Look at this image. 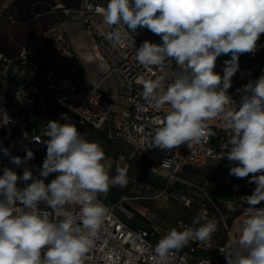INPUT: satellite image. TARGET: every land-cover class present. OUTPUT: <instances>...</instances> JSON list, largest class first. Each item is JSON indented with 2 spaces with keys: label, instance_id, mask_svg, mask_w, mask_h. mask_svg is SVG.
<instances>
[{
  "label": "clouds",
  "instance_id": "clouds-1",
  "mask_svg": "<svg viewBox=\"0 0 264 264\" xmlns=\"http://www.w3.org/2000/svg\"><path fill=\"white\" fill-rule=\"evenodd\" d=\"M85 8L101 15L111 29L105 38L113 44L138 28L160 36L162 43L145 40L134 49L136 62L149 72L153 67L172 68L175 61L177 68L170 73L152 72L154 79L136 80L147 104L167 108L150 132L148 148L170 151L186 143L192 150L215 135L210 121L224 123L229 175L252 174L248 182L256 187L240 197L248 205L247 215L221 254L227 264H264V206L257 207L264 202V75L237 89L238 104L228 92L239 56L258 51L264 0H108L106 6L86 3ZM222 54L231 55L224 61L223 76L214 71ZM61 119L65 122L50 120L46 125L44 136L49 139L43 142L46 157L38 175L27 166L33 151L26 150L21 158L0 147L10 163L26 165L22 176L8 167L0 175V264H82L107 214L99 195L128 184L127 167L118 166L110 175L100 142L87 139L66 114ZM0 123L12 120L4 113ZM25 138H30L27 133ZM170 164L165 160L161 167ZM53 173L55 178L45 183L42 178ZM18 180L31 183L19 188ZM68 205L78 211L68 210ZM179 227L167 230L155 245L156 264H166L175 250L190 242L209 246L217 223L201 210L191 225Z\"/></svg>",
  "mask_w": 264,
  "mask_h": 264
},
{
  "label": "built area",
  "instance_id": "built-area-1",
  "mask_svg": "<svg viewBox=\"0 0 264 264\" xmlns=\"http://www.w3.org/2000/svg\"><path fill=\"white\" fill-rule=\"evenodd\" d=\"M74 7H64L62 3H56L49 8L48 13L57 15L59 12L66 21L79 22L87 31L96 34V51L100 58L106 63V71L102 79L112 75H119L122 80L132 88L130 96V108L132 114L129 117L112 118L114 104L107 100L97 85H89L78 76L82 60L73 49L65 36L64 21L59 20L55 24L44 28L39 35L30 43L20 49L17 55L8 57L0 52V86L4 83L9 92L8 99L3 91H0V120L3 114L11 118L12 123L3 125L0 123V147L8 148L12 156L23 158L26 150L34 153V158L27 166L38 175L42 168L46 153L40 151L39 147L43 140L35 129H29L26 125L29 111L37 106L47 108L53 101L64 112L76 118L79 127L101 129L109 125L107 138L109 140H120L132 145L133 149L128 154L129 160L143 159L149 163L159 180L160 188L146 185L144 195L138 197H122L116 204H106L99 195L100 202L107 209L102 228L92 248L83 257L82 264H156L154 247L167 230L173 227L180 229V224L191 225L192 222L183 218H177L171 226H154L152 228H133L125 223L116 213V206L126 200L149 201L164 196L179 179V175L187 167L201 168L212 160L229 166L227 151L224 145L227 140L224 123L217 119L210 121L211 130L215 135L209 136L201 144L194 146L192 150L187 144L178 146L176 149L165 151L158 147L148 148L147 141L150 132L159 126L167 108L153 109L141 97L142 85L136 83L140 76L151 77L152 72L157 75L163 72H172L177 66L172 62V68L163 71L153 67L152 72L144 69L135 60L134 49L138 48L143 41L136 33L125 36L121 43L113 44L105 36L111 31L103 25L102 17L94 11L89 12L85 8L86 3L105 6L101 0H77ZM2 12L0 11V19ZM256 53H244L247 59L256 60L264 57V34L261 35ZM230 60L227 55L217 58L214 71L223 76L224 61ZM264 75V66L258 69L257 75L246 67L239 66L237 72L231 78L232 85L228 92L233 99L239 103L241 89L250 81L255 82ZM170 82V80H169ZM25 133L30 137L25 138ZM39 139V142L37 141ZM225 155L220 159L222 153ZM171 164L167 168L161 167L163 161L169 160ZM26 165L16 166L10 163L9 157L0 151V175L3 168L14 170L18 176L23 175ZM232 166H236L235 162ZM151 171V170H150ZM150 173V172H149ZM57 174H50L44 179L50 183ZM237 178L227 175L226 188L235 195H251L255 183H249L251 178ZM26 183L18 180L17 186L23 188ZM207 200V201H206ZM196 201V210H206L209 219L220 214L217 205L209 198ZM183 205L189 208L191 198L182 196ZM264 206V202L257 207ZM43 207V205H41ZM70 211H78L74 206H66ZM248 205L238 207L229 224L223 220L217 223V230L213 234L209 246L203 247L198 242H190L189 246L175 250L167 259L166 264H201L208 261L209 264H227L222 252H226L228 245L234 236L238 235L240 222L247 215ZM50 210V209H49ZM215 213V214H214Z\"/></svg>",
  "mask_w": 264,
  "mask_h": 264
},
{
  "label": "rangeland",
  "instance_id": "rangeland-1",
  "mask_svg": "<svg viewBox=\"0 0 264 264\" xmlns=\"http://www.w3.org/2000/svg\"><path fill=\"white\" fill-rule=\"evenodd\" d=\"M5 3H7V0H0V4ZM48 3L51 5V2ZM14 13H16L15 9L11 5L8 9L9 15L6 14V16H10L7 17L8 20L13 22L14 27H16V24L24 25L21 30L27 29V32L30 33L37 28L48 25V23L56 16L53 14L49 15V13L46 12L24 22L21 21L20 16ZM5 32L6 30L0 31V40L9 43L12 46L16 44V41L21 40L18 38L7 41L8 38L2 37ZM21 32L25 34V31ZM139 37H141L143 42L149 40L150 42L157 44L162 43L161 37L153 34L147 28H142V33L139 34ZM248 61L249 59H245L240 62L245 64ZM53 117L52 120H58L57 116ZM36 131L43 142L49 139L44 136V130L37 129ZM113 143L121 144L125 149L128 148L124 143L118 141H113ZM39 149L41 152L46 153V144L43 143ZM105 157V163L111 165L109 163L111 160L110 154H106ZM124 163L127 166L124 164H116L115 170L110 175L114 176L116 174V168L118 166L122 168L127 167L128 184L125 187H111L107 194H100L103 202L106 204H116L121 196L138 197L139 195H144V190L141 186L147 184L160 188L159 180L155 178L157 175L152 168L149 169L150 173L146 174L141 167L132 165L129 161H125ZM228 174L229 166L212 160L202 168H190L182 171L179 175L178 181L173 186V189H170L164 196L149 201L131 199L123 201L122 203L117 204L116 213L125 223L133 228H138L140 226L152 228L154 227V223L163 226H171L177 218L193 214L196 209V201L209 198L217 205V208L220 211V214L216 215L214 213L215 218L212 217V219L219 222V224L221 220H223L224 224H229L238 207L245 203L240 199L243 195L238 194L233 196L226 188L225 185L227 183ZM182 196L189 197L193 200L191 201L189 208H185L183 205L181 201Z\"/></svg>",
  "mask_w": 264,
  "mask_h": 264
},
{
  "label": "crops",
  "instance_id": "crops-1",
  "mask_svg": "<svg viewBox=\"0 0 264 264\" xmlns=\"http://www.w3.org/2000/svg\"><path fill=\"white\" fill-rule=\"evenodd\" d=\"M15 2V0H7V3L0 4V11L2 12V18L0 19V31L6 30L2 35L3 38H8V40H14L20 38V41H16L15 45H10L9 43L0 40V52L8 57H13L17 55L22 47L34 40L40 33L41 30L55 24L59 20L64 21L65 36L68 42L71 44L76 53L80 56L82 60L81 69L78 72V76L86 81L89 85H97L102 92L103 96L114 104V111L112 118H123L129 117L132 114L130 108V96L132 94V88L127 85L122 78L117 74H112L104 79H102L106 71V63L100 58L96 51V34L91 31H87L83 25L79 22L66 21L59 12L48 25L41 28L35 29L33 32H27L26 30H21L24 25L16 24L14 27L13 22L9 21L6 16L8 14L9 7ZM53 4L62 3L64 7H74L77 4V0H51ZM5 14V15H4ZM15 14V13H14ZM9 15V14H8ZM50 15V14H49ZM40 16V15H38ZM36 16V17H38ZM25 22V21H24ZM21 31H25V34ZM14 34V35H13ZM23 37V39H22ZM149 41V40H148ZM0 91H4L6 97L9 98V92L7 91L6 85L2 84ZM66 114L67 117L71 118L77 130L85 134V137L90 140L99 141L104 148L105 155L110 154V174L115 170V165L124 164V162L129 161L132 165H137L149 174V163L143 159L129 160L128 154L132 151L133 147L130 144H126L120 140H109L107 138V131L109 125L106 124L101 129H91L89 127H79L77 125L76 118L67 112L62 111L55 102L50 101L47 108L43 109L41 107H33L28 114V119L26 125L29 129H40L46 130V125L52 120L53 116H57L61 123L65 120L61 117ZM54 118V117H53ZM37 132V131H36ZM113 141H118L127 145L128 148L125 149L121 144L113 143ZM127 166V165H126ZM146 186V185H145ZM145 186H141L144 190ZM125 197V196H121ZM132 197V196H129ZM120 198V199H121ZM119 199V200H120ZM154 226H161V224L154 223ZM163 226V225H162ZM142 227V226H140ZM144 227V226H143ZM145 228V227H144Z\"/></svg>",
  "mask_w": 264,
  "mask_h": 264
},
{
  "label": "trees",
  "instance_id": "trees-1",
  "mask_svg": "<svg viewBox=\"0 0 264 264\" xmlns=\"http://www.w3.org/2000/svg\"><path fill=\"white\" fill-rule=\"evenodd\" d=\"M47 1L51 2V0H47ZM47 1H45V0H15V2L13 3V6H14L13 8L15 9V12H16L15 14H17L18 16L21 17V21H27V20H30V19L38 16V15H41V14L48 12L49 8L51 6H53L54 4L51 2V5H49V3ZM101 2L106 6L108 0H101ZM227 57L229 59H231L230 54H228ZM245 59H247V57L245 55L241 54L239 56V62H238L239 66L251 69L255 75H257L258 69L260 67L264 66V57L260 58V59H256V60H249L245 64L240 62V61H244ZM1 86H3V85H1ZM1 86H0V88H1ZM6 88H7V86H6ZM190 168H193V167H187L184 170H187ZM196 169H199V168H196ZM205 200H206V198H205ZM185 208H187V207H185ZM194 211L195 212H193V214L185 215L182 218L187 220V221L193 222V219L198 215L197 210L195 209Z\"/></svg>",
  "mask_w": 264,
  "mask_h": 264
}]
</instances>
